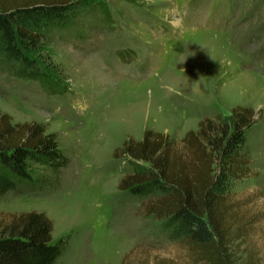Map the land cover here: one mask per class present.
I'll return each mask as SVG.
<instances>
[{"label":"rangeland","instance_id":"1","mask_svg":"<svg viewBox=\"0 0 264 264\" xmlns=\"http://www.w3.org/2000/svg\"><path fill=\"white\" fill-rule=\"evenodd\" d=\"M105 1L110 22L85 18L83 39L77 23L49 36L41 60L56 84L42 87L0 62V110L14 123H44L70 158L43 189L1 196L0 211H44L53 242L67 240L56 264H123L135 246L128 262L196 264L145 213L146 198L119 189L131 171L123 145L147 128L180 142L202 119L250 106L251 173L231 196L257 218L234 250L240 260L253 250L264 264V0H191L187 9L185 0Z\"/></svg>","mask_w":264,"mask_h":264},{"label":"trees","instance_id":"2","mask_svg":"<svg viewBox=\"0 0 264 264\" xmlns=\"http://www.w3.org/2000/svg\"><path fill=\"white\" fill-rule=\"evenodd\" d=\"M111 14L105 0H0V62L42 87L45 81L56 84L57 73L41 60L51 33H69L77 23L74 37L83 39L85 18L106 23ZM255 114L253 107L236 105L228 116L202 119L180 142L147 128L142 139L129 138L123 145L131 171L119 189L146 198L145 213L163 220L170 237L183 242L196 264H258L253 250L244 260L235 256V245L245 243L257 215L242 214L243 201L231 196L251 173L248 133ZM69 164L56 132L42 122L14 123L0 110V197L41 190L51 180L48 174ZM53 230L44 211H0V264H56L67 240L53 242ZM137 250L131 249L123 264H181L128 262Z\"/></svg>","mask_w":264,"mask_h":264},{"label":"clouds","instance_id":"3","mask_svg":"<svg viewBox=\"0 0 264 264\" xmlns=\"http://www.w3.org/2000/svg\"><path fill=\"white\" fill-rule=\"evenodd\" d=\"M191 0H185L184 8L187 9L190 6Z\"/></svg>","mask_w":264,"mask_h":264}]
</instances>
